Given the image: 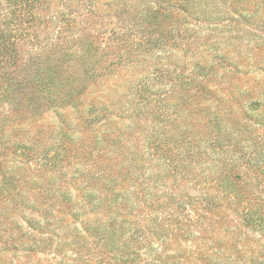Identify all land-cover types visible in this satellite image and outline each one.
Returning a JSON list of instances; mask_svg holds the SVG:
<instances>
[{"label":"rangeland","instance_id":"obj_1","mask_svg":"<svg viewBox=\"0 0 264 264\" xmlns=\"http://www.w3.org/2000/svg\"><path fill=\"white\" fill-rule=\"evenodd\" d=\"M89 5L23 54L88 86L0 102V264H264V0H96L95 57Z\"/></svg>","mask_w":264,"mask_h":264},{"label":"trees","instance_id":"obj_2","mask_svg":"<svg viewBox=\"0 0 264 264\" xmlns=\"http://www.w3.org/2000/svg\"><path fill=\"white\" fill-rule=\"evenodd\" d=\"M96 0H0V102L14 105L19 112L27 113L32 107L52 105L59 101L60 96L67 98L75 95L88 86L87 78H83L81 72H70L62 69L58 73L56 65L52 64L55 55L62 49L49 50L42 57L46 58L36 72L44 73L43 79H39L32 69V58L24 59L23 54L28 55L24 46L42 37H46L51 27L69 26L75 4L89 3V9L81 17L84 27L86 22L95 16L92 3ZM173 1V0H170ZM195 1V0H194ZM68 12H71L68 14ZM155 13L142 17L143 22L155 28L157 17ZM67 16V17H66ZM84 17V18H82ZM96 18V17H95ZM84 19V20H83ZM77 22L76 16L74 17ZM86 21V22H85ZM54 23V24H53ZM143 26V25H142ZM59 27V26H58ZM81 36V44L85 49V56L95 57L99 48L98 33L91 27ZM116 42L121 46V51L128 54L133 46L130 44L125 31L117 33ZM115 43H111V51L115 50ZM83 78V79H82ZM82 79V81H79ZM110 233L107 232V236ZM81 264H89L90 261L80 259ZM78 261V262H79ZM98 264H136L135 255L129 250H117L114 246H101Z\"/></svg>","mask_w":264,"mask_h":264}]
</instances>
